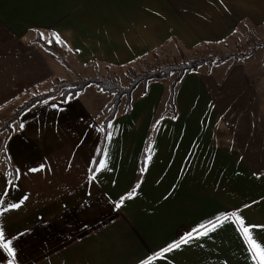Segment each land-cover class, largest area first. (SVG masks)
Segmentation results:
<instances>
[{"label":"crops","instance_id":"crops-1","mask_svg":"<svg viewBox=\"0 0 264 264\" xmlns=\"http://www.w3.org/2000/svg\"><path fill=\"white\" fill-rule=\"evenodd\" d=\"M243 24H264V0H0V121L70 73L94 77L170 44H222ZM35 34L58 37L71 68ZM141 86L107 125L99 171L111 97L95 84L37 104L1 134L0 207L27 199L0 214L16 253L0 248V264H253L231 221L163 249L225 214L264 226V160L252 152L264 126L231 110L200 71L177 84L174 110L165 79ZM254 236L264 243V229Z\"/></svg>","mask_w":264,"mask_h":264},{"label":"rangeland","instance_id":"rangeland-1","mask_svg":"<svg viewBox=\"0 0 264 264\" xmlns=\"http://www.w3.org/2000/svg\"><path fill=\"white\" fill-rule=\"evenodd\" d=\"M34 39L43 41L47 46L52 42L51 35L35 34ZM194 60L198 61L199 65L197 69L204 75V79L213 94L217 96L226 95L227 100L233 101L230 106L231 110H237L238 112L245 111L257 115L256 118L249 122L254 127H257V123L258 127L260 125L264 126V24L261 26L243 24L229 40L222 44L201 45L193 50H184L176 44H170L125 66L100 70L93 78L105 79L122 88H128L130 83L144 72L160 69L168 65H182ZM80 73L82 76L86 75L84 71ZM82 76H75L70 73L69 78L55 79L46 89L30 91L24 101L13 105L10 116L0 121V127L26 101L52 91L54 86L58 84V80L77 83L79 78H88ZM178 77L179 71H174L163 78V80H166L168 86L170 84L172 86ZM244 82H248L251 86H245ZM139 85L140 89H142L141 85H144V83L141 82ZM67 90V88L60 89V94L67 92ZM109 95L111 100L109 107L105 110V118L111 115L117 107L114 104V95ZM128 99L127 95H122L121 103L117 109L120 106L126 107ZM228 104L227 102H222V109L223 107H227L228 109ZM15 125V121L11 123V126L9 123L6 124L8 129H13ZM2 133H0V136ZM256 137L258 139L262 137L263 141L261 144L258 141V144L255 146L257 150L252 152L254 157L264 160V136L256 135Z\"/></svg>","mask_w":264,"mask_h":264},{"label":"trees","instance_id":"trees-1","mask_svg":"<svg viewBox=\"0 0 264 264\" xmlns=\"http://www.w3.org/2000/svg\"><path fill=\"white\" fill-rule=\"evenodd\" d=\"M51 41H52L51 44L47 46V45H45V43L43 41L35 40L36 43L43 46L44 48H46L50 52H52L66 67L71 68L70 65L68 64L67 60H66V54H67L66 48H64V46L61 45L60 42L57 40V38L54 36H52ZM198 65H199L198 61L194 60L192 62L184 63L182 65H175V66H169L168 65V66H164L160 69L144 72L141 76L136 77L130 83V86L128 88H122L120 86L113 84L110 81L105 80V79L93 78V77H88L86 79L79 78L77 83H70V82H67L64 80H58L57 81L58 84L56 86H54L52 91L44 93L43 95H41L37 98H32L31 100L26 101L25 104L20 106L17 109L16 113L14 115H12L7 120V122L0 127V133H2L4 131H8V133H10L12 131V129L11 128L8 129V126H6V124L9 123V125L11 126L12 122L15 121L17 123L19 121L20 117L26 111L30 110L31 108H33L37 104L43 103V102H45L49 99L55 98V97H57V99H59L62 102H67L68 99L77 97L78 93L83 91L90 84H95L99 90H102L108 94L114 95V97H115L114 98V101H115L114 104H116L117 107L121 103L122 95H127L129 97V99H128V102H127L125 108H129L131 105V102H132V94H133L134 90L137 88V86L139 85V83L143 82L144 85L147 86V84L150 81L162 80L163 78L170 75V73H172L174 71H179V77L177 78V80H175V82L172 84V86L170 88V97H169V102H168V106L170 108H172V110H174L175 109V107H174V96H175V88H176L177 84L181 81V79L187 73L198 71V69H197ZM62 88H67L68 89L67 92L60 94V89H62ZM108 107H109V104H108L107 108ZM117 107L115 108L113 113L111 115H109L108 117H106V119H105L104 134H103V138H102L100 151H99L98 156H97L95 163H94V168H93L94 170L97 168L99 162L101 161L102 154H103L104 147H105V143H106L107 125L116 115V113L118 111ZM144 161H145V158H144ZM144 161H143V163H144Z\"/></svg>","mask_w":264,"mask_h":264},{"label":"snow or ice","instance_id":"snow-or-ice-1","mask_svg":"<svg viewBox=\"0 0 264 264\" xmlns=\"http://www.w3.org/2000/svg\"><path fill=\"white\" fill-rule=\"evenodd\" d=\"M57 39L59 38L57 37ZM21 127H23V125H21ZM110 136L111 133H109V137ZM99 165L100 167L97 168L96 171H99L100 168L106 167V161L101 160L99 162ZM43 167L44 166L41 165L39 169L34 168V169H30V171L32 172L41 171ZM17 178H18V170H17ZM9 183H11V181H9ZM137 187H139V185H137ZM6 194L7 191H5V195ZM135 195H136L135 191L129 194L130 197ZM26 199L27 197H24V200ZM24 200H21L19 203L10 204L7 207H0V214L8 211L9 209H17L21 207ZM123 203L124 200L121 199L119 204H117L116 206L120 207V205H122ZM3 204L4 201L2 198H0V206H2ZM229 221L238 225V231L241 233L242 239L244 240V243L253 261V264H264V243L259 242L254 236V230L256 228L264 229V226L246 225L244 219L238 213H232L230 215L225 214L223 216L216 217L215 221L210 222V226L201 225L200 228L193 230V232L188 233L179 241L174 242L173 244L169 245L167 248L163 249V253L171 252L174 249H179L181 248L182 245L188 244L193 239H198L201 236H207L210 232L215 231L218 227L222 226L223 224ZM0 248L5 249L8 255L11 256L14 260L16 253L14 247L12 246V240L6 239V234L2 227H0ZM13 260H10L9 264H13Z\"/></svg>","mask_w":264,"mask_h":264}]
</instances>
